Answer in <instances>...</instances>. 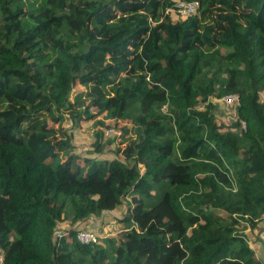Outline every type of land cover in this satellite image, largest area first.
Listing matches in <instances>:
<instances>
[{"label":"trees","instance_id":"16d2710c","mask_svg":"<svg viewBox=\"0 0 264 264\" xmlns=\"http://www.w3.org/2000/svg\"><path fill=\"white\" fill-rule=\"evenodd\" d=\"M100 115L132 128L82 163L64 124ZM110 211L122 233L81 243ZM263 220L264 0H0L2 264H264Z\"/></svg>","mask_w":264,"mask_h":264},{"label":"rangeland","instance_id":"374dc122","mask_svg":"<svg viewBox=\"0 0 264 264\" xmlns=\"http://www.w3.org/2000/svg\"><path fill=\"white\" fill-rule=\"evenodd\" d=\"M173 16L175 19L183 17L176 12L173 13ZM92 86L93 83L88 87V89L90 90ZM79 91L87 92V89L85 87L76 85L73 88L72 96ZM105 91L107 94L109 93L108 90ZM236 105V103H226L224 102V100H222L220 103L219 113L217 117L224 121H227V119L228 121L230 119H234L236 117ZM163 108H166V105ZM98 119H102L104 121L103 126L96 125L95 122ZM64 125L66 129L73 134L72 143L74 145V152L79 154L82 163H84L83 158L110 159V157L113 156L116 146L119 145L118 142L121 140V137L124 134L123 128H132V123L129 120H116L112 118H106L105 115H100L94 119L83 121L82 124L78 127L72 126L70 120H67ZM100 131L103 132L101 136L103 144H107V146L104 147V150L102 152L96 151L94 145L97 132ZM124 136L127 137L128 135L124 134ZM119 216V212L110 211L104 213L100 217L90 218L82 225H78L77 228L95 230L100 234L101 238L106 234L118 235L124 230L120 222L116 219L119 218ZM69 223V219L65 220L62 223V228L68 227ZM244 232L245 234H247V237L255 253L264 262V220L259 223L255 228H245Z\"/></svg>","mask_w":264,"mask_h":264},{"label":"built area","instance_id":"2783aa9c","mask_svg":"<svg viewBox=\"0 0 264 264\" xmlns=\"http://www.w3.org/2000/svg\"><path fill=\"white\" fill-rule=\"evenodd\" d=\"M167 11L176 12L183 17H188L193 14H197L199 11L198 1H178L175 8H168ZM226 103H239V96L237 94H226L223 98ZM242 126L245 128L246 123L243 121ZM64 236V232L57 231L55 233V239L60 241ZM77 238L83 244L96 243L100 241V235L98 232L90 229H79L77 231ZM4 250L0 251V264L3 262Z\"/></svg>","mask_w":264,"mask_h":264}]
</instances>
